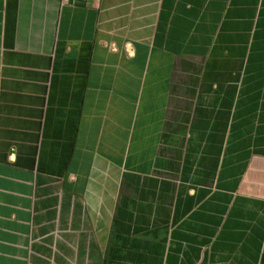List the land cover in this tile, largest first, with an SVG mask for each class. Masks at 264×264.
Masks as SVG:
<instances>
[{
  "label": "crops",
  "instance_id": "obj_1",
  "mask_svg": "<svg viewBox=\"0 0 264 264\" xmlns=\"http://www.w3.org/2000/svg\"><path fill=\"white\" fill-rule=\"evenodd\" d=\"M0 264H264V0H0Z\"/></svg>",
  "mask_w": 264,
  "mask_h": 264
}]
</instances>
